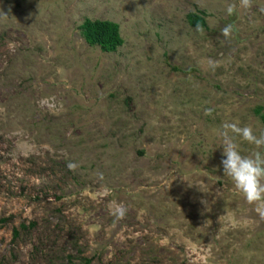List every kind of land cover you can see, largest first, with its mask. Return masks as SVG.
Masks as SVG:
<instances>
[{"label": "rangeland", "instance_id": "obj_1", "mask_svg": "<svg viewBox=\"0 0 264 264\" xmlns=\"http://www.w3.org/2000/svg\"><path fill=\"white\" fill-rule=\"evenodd\" d=\"M260 113L264 0H0V264H264L218 136Z\"/></svg>", "mask_w": 264, "mask_h": 264}, {"label": "clouds", "instance_id": "obj_2", "mask_svg": "<svg viewBox=\"0 0 264 264\" xmlns=\"http://www.w3.org/2000/svg\"><path fill=\"white\" fill-rule=\"evenodd\" d=\"M228 12L231 13V8ZM227 32L228 28L225 27L223 33L226 35ZM229 131L239 136L241 141L254 145L256 151L243 155ZM218 136L223 149L220 164L224 176L230 178L232 190L240 194L248 205H254L252 211L264 221V133L257 136L251 127L227 123L222 126Z\"/></svg>", "mask_w": 264, "mask_h": 264}, {"label": "trees", "instance_id": "obj_3", "mask_svg": "<svg viewBox=\"0 0 264 264\" xmlns=\"http://www.w3.org/2000/svg\"><path fill=\"white\" fill-rule=\"evenodd\" d=\"M188 21L191 25L206 28L204 15L189 14ZM86 43L91 47H99L105 53L115 52L124 43L119 25L110 21L86 20L82 26ZM264 123V114H259Z\"/></svg>", "mask_w": 264, "mask_h": 264}]
</instances>
